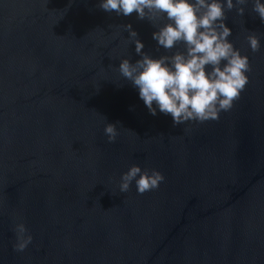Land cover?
Here are the masks:
<instances>
[{"label": "water", "instance_id": "water-1", "mask_svg": "<svg viewBox=\"0 0 264 264\" xmlns=\"http://www.w3.org/2000/svg\"><path fill=\"white\" fill-rule=\"evenodd\" d=\"M100 2L0 0V264H264V22L252 0L225 20L252 69L240 99L217 121L178 126L117 71L142 58L123 25L152 58L171 54L157 29ZM132 165L165 180L120 193ZM21 221L33 240L18 253Z\"/></svg>", "mask_w": 264, "mask_h": 264}, {"label": "clouds", "instance_id": "clouds-1", "mask_svg": "<svg viewBox=\"0 0 264 264\" xmlns=\"http://www.w3.org/2000/svg\"><path fill=\"white\" fill-rule=\"evenodd\" d=\"M247 3L248 0H101L98 6L118 16L136 13L139 20H147L157 29L152 34L157 50L163 48L171 54L152 58L143 52L144 45L131 24L123 25L142 58L134 63L121 59L117 71L138 89L151 115L155 116L157 110L170 114L173 126H178L217 121L221 112L230 111L240 99L249 82L246 73L252 69L248 57L228 40L232 32L225 20L226 13L233 9L242 16ZM252 11L264 22V4L260 0H252ZM246 40L252 52L260 51V38L255 33L247 35ZM104 135L108 143H115L117 124L106 123ZM164 180L155 169L142 170L132 165L121 174L119 191L127 193L135 182L137 193L143 195L158 189ZM13 231V250L23 253L33 237L22 221L14 224Z\"/></svg>", "mask_w": 264, "mask_h": 264}]
</instances>
